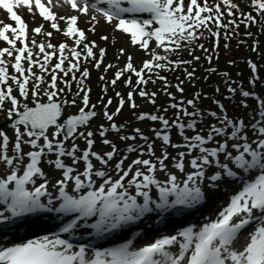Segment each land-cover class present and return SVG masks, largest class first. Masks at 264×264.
Wrapping results in <instances>:
<instances>
[{"label":"snow or ice","instance_id":"1","mask_svg":"<svg viewBox=\"0 0 264 264\" xmlns=\"http://www.w3.org/2000/svg\"><path fill=\"white\" fill-rule=\"evenodd\" d=\"M65 4L79 15H58L52 10ZM250 5L258 15L264 16V0H250ZM20 8L27 9L33 18L38 13L50 23L51 29L60 32L66 40L71 39L72 46L66 41L59 45L51 43L53 32L45 31L43 24L31 31L33 36H45L47 42L37 43L34 38L30 39L29 25L17 11ZM0 9L6 11L15 25L3 23L0 26V41L7 45L0 48V111L5 110L6 103L11 104L7 117L14 132L13 139L0 129V165L3 166L0 169V206H3L0 207V233L6 226H15L18 219L29 214L55 211L75 214L60 229L62 233L87 227L93 229L98 237L121 232L126 234L140 227L147 214L182 213L209 199L208 189H215L221 183L240 184L216 219L198 229L190 225L139 247H135L132 240H125L103 250L95 249L91 257L87 255L89 245H81L73 251L74 245L60 235H46L20 243H0V264H264V99L255 92L241 90L243 97L257 101L256 114L245 122L229 118L225 106L218 100H213V103L219 114L212 110L201 111L197 107L201 95L198 92L185 102L183 80L171 85L181 94L177 101L168 90V78L159 75V71H174L181 64L191 66L193 60H200L194 55L195 48L189 51L192 60L176 61L159 50L175 52L183 42L192 43L203 38L201 29H207L216 38L214 48L218 47L220 29L239 27L234 18L224 23L226 17L239 14L243 17L240 23L249 27L258 22L256 16L243 12L240 4L233 0H218L211 5L209 0H188L187 6L185 0H0ZM80 15L89 17L91 27L88 31L94 33L102 19L113 25L114 31L128 34L131 44L150 57L137 68L132 55H127L123 68H117L113 79L107 81L102 91L106 93L107 84L115 87L127 73H131L136 77L135 85L131 75L127 76L124 84L132 89L127 93V102L133 110L138 107L135 95L153 106H157L160 93L174 101L168 104V108L176 110L171 119L161 114L168 111L161 106H157L155 112H134L138 121L158 122L160 128L152 129L153 137L145 135L140 128L132 129V134L120 135L121 141H133L125 145L123 152L107 138L110 131L120 133L127 127L115 122L126 103L120 92L115 93L119 99L115 112L108 111L113 103L111 97L106 103H103V96L100 98L109 123L98 126V135L101 143L110 150L94 151L96 141L93 137L97 133L81 131L99 115L96 105H90L91 89L84 83L90 75L89 70L84 67L81 71V63L94 61V67L99 69L104 63L106 49L99 47L96 41L88 40L85 30L78 26ZM61 22L66 25L63 29ZM210 25H215L217 30L213 31ZM246 34L252 35L251 32ZM100 39L107 41L109 37L104 35ZM227 46L225 44V48ZM198 47L205 53L210 52L203 44ZM253 51H256L255 47ZM125 55L126 50L119 49L117 60ZM53 58L57 62L50 66ZM212 58L211 54L206 55L209 63ZM9 67L14 74L9 72ZM113 67L117 66L106 65L105 73ZM249 67L255 74L257 65L249 61ZM33 68H39L40 74ZM209 71L215 72L216 69L210 68ZM76 72H80L79 78ZM70 74L71 81L65 79ZM185 74L189 81L196 78L194 68L185 70ZM45 75H49L50 80L46 81ZM100 79L105 81L106 77L102 75ZM157 80L164 85L160 92L148 91L147 85L156 84ZM72 82L77 84L76 97L80 98L82 106L77 114H71L58 123L63 106L76 105L75 98L59 99L66 90L71 92ZM255 82V77L249 81L253 85ZM59 83L65 87H59ZM13 85L18 94H14ZM216 91L220 89L217 87ZM228 91L232 94L237 92L231 81ZM29 96L32 97V106L27 102ZM41 96L46 98V102L40 99ZM241 104L248 107L246 101H241ZM189 107L192 111L188 110ZM205 115L215 120V123L207 124L206 132L203 127L198 130ZM173 128L182 137V144L172 143ZM189 130L192 135L186 134ZM70 139L73 143L66 147ZM76 139H82L86 147L81 149L75 143ZM137 140L142 143H135ZM157 140L161 142L159 155L155 149ZM25 146L30 150L25 152ZM168 147L186 150L172 156L167 151ZM133 153L135 158L129 162ZM46 156H54L55 159L43 160ZM65 158L71 159L72 163L66 164ZM186 158H189L187 166L191 171H186ZM42 162L61 173V178L52 185L58 192L57 196L48 191L50 182L40 166ZM80 164H83L82 170L78 167ZM158 172L164 173L166 179H159ZM177 172L184 178H178ZM69 188L72 194H69ZM42 197H47L46 203L42 202ZM92 217L96 219L88 223ZM249 228L251 231L246 232ZM241 238L243 244L237 246Z\"/></svg>","mask_w":264,"mask_h":264},{"label":"rangeland","instance_id":"2","mask_svg":"<svg viewBox=\"0 0 264 264\" xmlns=\"http://www.w3.org/2000/svg\"><path fill=\"white\" fill-rule=\"evenodd\" d=\"M218 2V0H209V4H215ZM234 3L240 4V8L243 12L248 13L251 12L253 16H256L257 18V23L255 24H250L249 28L255 25V28L258 30L256 31L253 29V31H246L244 33H241L240 27L236 28L235 26H230L228 29H222L221 33L222 36H225V41L226 35H229V37L232 36V33L229 34V29H231L234 32V35H237L236 38L240 37L239 39L235 40V43L237 42L238 45H235L234 47H231L227 51L229 52L228 58L226 59V52H221V50L224 48L223 46H220L219 48H214V45L211 43V33L207 31V29H201L204 33L203 38L192 42H183L182 46L179 50L172 52V53H164L163 50H159L161 54L168 55L170 59L176 61V60H192V56L189 55V51L192 48H195L194 55L199 56L200 60L195 61L193 60L192 65H184L179 66L176 68L174 71H159V75H164L168 78L169 82V91L172 92L176 98L177 101L180 99V93L176 91L175 87H172L171 85L177 84L180 80L184 81V84L182 85L185 89V92L183 94L185 102L188 99H192L194 93H200V99L197 102V107L201 110L206 112L205 110H212L216 111L219 114V109L216 107V105L213 103V100H218L220 101L221 104H223L226 108V114L229 118H234L237 119L241 114L240 111H237L236 114L231 113L232 110V105L234 103L240 104L239 109L242 108V110H245V114L243 117L239 119H243L245 122H248L251 117H253L256 114L257 110V101L254 98H245L243 97L240 93L241 90H247L250 92H255L257 95H259L260 98L264 99V16L258 15L254 9L250 5V0H233ZM188 0H185V5L187 6ZM247 5V6H245ZM224 9V6L222 5V10ZM55 13L58 15H79L75 11H73L70 7L64 8L63 10L56 11L55 8L53 7L52 9ZM20 15L23 16L25 22L29 25V37L30 39H35L37 43L41 41L47 42V38L43 35H36L33 36L32 34V28L43 24L44 25V30L45 31H52L53 35L51 37L50 42L53 43L54 45H59L60 42H67L69 46H72V40L67 39L60 33L57 32L50 27V23L44 21L38 13L35 15V18L31 16L27 9L25 8H20L18 9ZM239 16V14H237ZM241 20L243 17L239 16ZM80 18H83L82 15H80ZM81 25L79 27L81 29H84L87 35V38L89 41H96V43L99 45L101 48L106 49V56L104 59L103 65L99 69L94 67V61H88V62H82L81 63V71L83 70L84 67H87L89 70V77L84 81L85 85L87 88L91 89L90 92V105H96V108L100 109L99 115L93 120L92 123L89 124L87 129L81 128V131H93L94 133H97L93 139L96 141V144L94 145L93 150L98 151V152H106L110 150L108 146L103 145L101 143V138L98 135V126L100 124H105L107 125L109 122L106 120V117L104 116L103 113V103L107 102V99L109 97L112 98L113 103L108 107V111L115 112L118 104H119V99L116 97L115 93L120 92L122 96L124 97L126 103L121 110L120 114L115 117V122L117 124H125L127 127L120 133H115V132H109L108 134V139H111L113 143L117 144L120 150L123 152L125 145L126 144H131L133 141H121L119 139L120 135H125V134H132V129L134 128H140L144 132L145 135L149 137H153V131L152 129L155 128H160V124L158 122H152L149 120L145 121H138L135 119V116L133 113H141V112H155L157 106H161L164 108H168V104L172 103L174 101H170L169 98L160 93L157 96V106H153L150 104L146 99L141 98L139 95H135L134 99L137 104V108L133 110L128 102H127V93L131 91L132 89L129 87H126L124 84V80L127 78V76L131 75L133 85H135L136 77L131 74L127 73L124 78H122L120 81L117 82L115 87L111 86L110 84H107V92L105 93L102 91L103 87L107 83V81H110L113 79L114 73L117 71V68H123L124 64L126 63L127 60V55H132L133 57V64L135 67L139 68L141 67L142 61L145 59H149V55L146 54L143 50H141L138 47H134L131 42H130V36L128 34L122 33V32H117L114 31L113 25L105 23L103 20L100 21L99 25L96 26L95 32L88 31V29L91 27V24L88 23L86 20H80ZM0 26L3 25V23H12L13 26L14 22L9 19L8 14L6 11L0 9ZM60 27L63 29L66 27L64 22L60 23ZM214 29L216 27L214 26ZM251 32L252 35L249 36L246 33ZM108 36L109 39L107 41H102L100 39L101 36ZM214 38V37H213ZM216 40V38H214ZM231 42V40H228ZM203 44L205 48L209 49V53H205L202 51L198 45ZM6 43L0 41V48L6 47ZM18 47L20 46L19 43L17 45ZM152 47H155V44L153 43ZM253 47L256 48V51H253ZM124 48L126 50V55L121 56L119 60H117V55L119 52V49ZM33 51H37V49H33ZM211 54L213 56L211 63L208 62L206 59V55ZM6 59H10L7 58ZM229 61H233V63H229ZM249 61L255 63L257 65V71L254 74L252 70L249 67ZM57 62L55 58H53L50 62V66L54 65ZM108 64H114L117 67H113L109 69L105 73V66ZM25 68H27V63L25 62ZM65 67H67V62L65 64ZM193 68L195 69V79L189 81L186 78L185 70L187 71H192ZM214 68L216 69L215 72H210L209 69ZM33 71L36 72L37 74H40L39 68H33ZM9 72L13 73V69L9 67ZM224 73H227L228 75L225 76ZM14 74V73H13ZM62 76V74H60ZM104 75L106 77L105 81H101L100 77ZM76 76L79 78L80 72H76ZM255 77L256 82L255 84L249 83V81ZM69 81H71V74L69 77L65 78ZM155 79V76L153 77ZM45 80L48 81L50 80L49 75H45ZM229 81L232 82V87L237 88V92L235 94H232L228 91L229 87ZM9 83H12L9 81ZM59 87H65L63 83H59ZM163 82L157 80L156 84L149 83L147 85V90L148 91H157L158 93L160 90L163 88ZM31 87V85H30ZM219 88L220 91L217 92L216 88ZM14 88V94H18L16 92V86L13 85ZM76 92H77V84L76 82H72V89L71 92H68L67 90L65 91L64 94H61L59 99H66V100H71L73 98L76 99V105L72 106L71 104L64 105L63 109L65 112L68 113H78L79 107L82 106L81 100L79 97H76ZM82 95V94H81ZM104 97L103 103L100 102V98ZM40 99L42 101H46V98L41 96ZM239 100V101H237ZM32 97L29 96V100L27 101L31 105ZM241 101H246L248 104V107H244L241 104ZM24 101L22 100V104ZM231 105V107H230ZM187 107V105L185 104ZM11 108L10 103L5 104V110L0 111V123L7 120V109ZM189 111H192V109L189 107ZM247 110V111H246ZM175 109L168 108V111L166 113H161L165 115L167 118H173ZM208 123H215V120L207 115L203 117V123L198 125V130L200 127H203L205 129V132L207 131V124ZM1 129V128H0ZM23 131V130H22ZM51 131H54V128L51 129ZM10 138L14 139V132L13 129H11L8 133ZM187 135H192L191 130L187 131ZM171 135L173 136V144H182L183 140L182 137L178 134L177 130L173 128L171 130ZM73 141L70 139L66 142V147H70ZM75 143H77L81 149L85 148V142L82 139H76ZM135 143H142V141L137 140ZM24 147V151L27 152L28 149ZM155 149H156V154H160V149H161V142L159 140L156 141L155 143ZM30 150V149H29ZM186 149L180 147V148H172L168 147L167 151L170 155L175 156L177 155L180 151H185ZM9 152L11 154V145L9 147ZM79 155V153H77ZM119 157H117L118 159ZM135 158V153L131 155V158L129 159V162L131 159ZM147 158V157H145ZM48 159H55L54 156H46L43 158V160H48ZM189 158H186V160ZM65 163L66 164H71L72 161L69 158H65ZM46 164V170H44L46 177L48 180H50V183L56 182L58 179L61 178V174L58 170H55L52 166L49 164ZM81 167V164L79 165ZM82 169V168H80ZM224 186H222L220 189L222 190ZM209 190V189H208ZM211 193L215 194L218 193V191H211L209 190V194ZM221 199L220 197L218 200Z\"/></svg>","mask_w":264,"mask_h":264},{"label":"bare ground","instance_id":"3","mask_svg":"<svg viewBox=\"0 0 264 264\" xmlns=\"http://www.w3.org/2000/svg\"><path fill=\"white\" fill-rule=\"evenodd\" d=\"M67 7H69L68 5H63L62 7H54L55 8V10L56 11H59V10H63L64 8H67ZM83 16V18H79V21H78V26L79 25H81V21L80 20H86V21H88L89 20V17L88 16H84V15H82ZM101 21H102V19H101ZM117 32H119V31H117ZM25 148L26 149H28V151H29V147H27V146H25ZM25 149V150H26ZM95 162V161H94ZM185 163H186V171H191V169L190 168H188V166H187V160L185 161ZM41 167H42V169H43V171L44 170H46V164L45 163H41V165H40ZM98 166V165H97ZM79 167V169L80 168H82L83 169V164H81V167L80 166H78ZM3 168V166L2 165H0V169H2ZM4 171H7V169H3ZM172 171H176L175 169H171ZM60 172V171H59ZM61 174V173H60ZM177 174V176H178V178H180V179H183L184 177H183V175L181 174V173H179V172H177L176 173ZM157 177L159 178V179H161V180H164V179H166V177H165V175H164V173H162V172H158L157 173ZM39 182H41V181H38V183ZM207 181H205V185H207ZM56 184V182H54V183H50L49 184V188H48V191L50 190V191H52V190H54L55 188H53L52 187V185H55ZM238 185V182H236V183H229L228 184V186L227 187H225V189H224V194H223V196L225 197V195L226 196H228V195H230L231 194V191L233 190V188L235 187V186H237ZM220 186H222V184H220ZM28 187H32L31 185H29ZM53 196L55 195V194H52ZM42 199V202H47V197H42L41 198ZM207 201L208 200H206V205H207ZM58 204H59V202H57V204H56V206H58ZM204 209H205V207H204ZM151 214H157V213H151ZM62 215V214H61ZM61 215H59V216H61ZM148 215V214H147ZM150 215V214H149ZM149 215H148V217H149ZM44 216H46V217H44ZM28 217L29 218H27V223H26V225L24 226V227H27V230H30L28 233L30 234L29 236H28V238H30V237H35L36 235H38L39 233H38V231H39V229L42 227V226H44L43 224H45V223H47V224H50V223H48V222H50L53 218H55V217H57L55 214H50V215H46V214H44L43 212L41 213V212H39V213H37V214H29L28 215ZM183 217H188V215H184V216H182L181 218L182 219H185V218H183ZM46 225V224H45ZM146 225H147V227L148 228H146L145 227V232L149 229V228H151L150 226H149V222H147L146 223ZM20 228H22V225L21 226H19ZM37 229H38V231H37ZM9 232V231H8ZM3 233H0V236L2 235ZM5 234H6V231H5Z\"/></svg>","mask_w":264,"mask_h":264},{"label":"trees","instance_id":"4","mask_svg":"<svg viewBox=\"0 0 264 264\" xmlns=\"http://www.w3.org/2000/svg\"><path fill=\"white\" fill-rule=\"evenodd\" d=\"M236 19V21H237V24H239V27H240V30H241V33H244L245 31H246V29L248 30V31H253V29H255L256 31H258L256 28H255V25L254 26H252V27H245V24H243V23H240V21H241V18L238 16V15H236L235 17H226L225 18V20H224V23H227L228 22V20H230V19ZM245 30V31H244ZM216 31V30H215ZM221 31H222V29H220V33H221ZM232 33V36L231 37H229V35H226V38H228V39H226V41H225V36L223 35L222 36V33H221V35H220V37H219V42H218V47L217 48H219L220 46H223V44L225 43V44H227L228 46H227V48H225V46H224V48L221 50V52H226L227 54H226V59L228 58V54H229V52L227 51L228 49H230L231 47H234L235 45H238L237 44V42L235 43V40L236 39H239L240 40V37L242 36H239V38H236V36L237 35H234V32L231 30V29H229V34H231ZM212 39H211V43L213 44V45H216V40L213 38V36L211 37ZM228 40H231V42H229ZM224 44V45H225ZM216 48V47H215ZM181 66H183L182 64L180 65V67Z\"/></svg>","mask_w":264,"mask_h":264},{"label":"water","instance_id":"5","mask_svg":"<svg viewBox=\"0 0 264 264\" xmlns=\"http://www.w3.org/2000/svg\"><path fill=\"white\" fill-rule=\"evenodd\" d=\"M30 106H32V105H30ZM96 110L98 111V113H100V109L96 108ZM71 114H77V113H67V112H64V110H63L62 111V115H61L60 119L58 120V123L59 122H63L64 120H66L67 117L69 115H71ZM15 118H18V117H14V119ZM93 120L90 123H92ZM0 128L7 133L10 129H12V127H11V121L9 119H7L6 121L1 122L0 123ZM22 129H23V127H22Z\"/></svg>","mask_w":264,"mask_h":264}]
</instances>
